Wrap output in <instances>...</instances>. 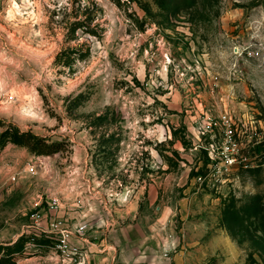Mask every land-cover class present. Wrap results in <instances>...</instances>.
Segmentation results:
<instances>
[{"label":"rangeland","instance_id":"rangeland-1","mask_svg":"<svg viewBox=\"0 0 264 264\" xmlns=\"http://www.w3.org/2000/svg\"><path fill=\"white\" fill-rule=\"evenodd\" d=\"M66 48L78 52L56 63ZM220 114L251 130L262 152L254 169L201 184L207 153L198 145ZM0 122V132L11 124L62 143L32 176L35 154L0 147V245L33 229L37 194L59 196L57 216L70 225L69 207L79 217L84 208L96 234L78 262L41 236L16 264H109L95 225L105 208L124 216L110 230L113 264H262L264 0H168L166 10L155 0H0ZM228 204L238 218L224 219Z\"/></svg>","mask_w":264,"mask_h":264},{"label":"built area","instance_id":"built-area-1","mask_svg":"<svg viewBox=\"0 0 264 264\" xmlns=\"http://www.w3.org/2000/svg\"><path fill=\"white\" fill-rule=\"evenodd\" d=\"M203 129L209 135L211 133V138L203 145H198L206 151L208 159L207 172L197 177L201 184L205 182L207 185L219 186L228 180V176L234 169L256 166L255 159L258 155L253 152V147L258 144V140H255L251 130H238L235 122L227 114H220L217 120L206 121ZM214 129H218L219 132L212 133L211 131ZM43 157L42 155H33L27 162L25 173L34 175L37 172L36 166L43 167ZM17 178L16 172L9 174L10 181H16ZM81 201V198L76 199L77 204H80ZM61 208L62 202L59 196L51 195L48 198H42L41 195H36L31 203L30 214L34 223L31 225L33 229L27 232L31 236L26 242L24 250L34 246L36 238L47 236L55 240L53 248L61 254L63 261L78 262L81 260L80 246L72 243L71 239L74 237L79 239L84 234L87 225L85 222L73 226L68 225L67 220L57 216ZM80 217L84 219L86 214L83 213ZM44 218H48L46 225H38ZM171 244L174 245V241ZM170 250L169 246L163 248L162 256L167 257Z\"/></svg>","mask_w":264,"mask_h":264},{"label":"trees","instance_id":"trees-1","mask_svg":"<svg viewBox=\"0 0 264 264\" xmlns=\"http://www.w3.org/2000/svg\"><path fill=\"white\" fill-rule=\"evenodd\" d=\"M155 3L161 10H166L168 8V0H155ZM78 52L76 48H66L62 50L56 56V63L62 62L65 65H68L69 62L64 59L65 57L68 59L71 54ZM2 122H0L1 124ZM8 142L19 146L25 147L27 150L35 155H51L60 151L62 143L57 140H50L48 138L39 136L34 134L30 130L21 131L18 127L7 124L4 126L3 130L0 132V147H4ZM254 153H260L259 144H256L253 147ZM208 159L206 158L205 163L207 165ZM254 169V168H253ZM232 205L228 204L223 209L224 219L227 215L234 213L235 217L238 218L239 211H236L234 208L232 209ZM228 230L230 234L235 237L236 233L233 227L228 226ZM31 235L29 233L22 234L11 244L0 245V264H16L15 256L22 253L24 250V246L28 241ZM47 237V236H44ZM41 238V237H39ZM39 238L36 240L39 241ZM251 264V263H247ZM253 264V263H252ZM262 264H264V258L262 260Z\"/></svg>","mask_w":264,"mask_h":264},{"label":"crops","instance_id":"crops-1","mask_svg":"<svg viewBox=\"0 0 264 264\" xmlns=\"http://www.w3.org/2000/svg\"><path fill=\"white\" fill-rule=\"evenodd\" d=\"M69 208H73V210H74L73 215L70 216L71 220H70V217H68L69 222L71 223L72 226L76 225V224H80L82 222H85L87 225L86 230L84 231V234L81 235V237L79 239L75 238L73 236L74 238L71 239V242L80 245V248L85 247L91 251L93 249V247H96V245L94 244V241L92 240L96 237V234H92V232H88V229L91 228L92 224H93L92 221L90 222L91 216L84 218V219L79 217V213L76 212V209H78L80 207L76 204H72V206ZM105 209H106L108 214L105 215L104 220L102 219L99 222H95V225H96V227L105 230L104 232H101V235L103 237L100 240L101 241L100 244L102 246H104L102 249L99 250L102 253V258L107 259V260L109 259V264H113V261L115 259V256L113 257V250L117 249V246L114 245V243L109 240L110 235H111L110 230H115V228L121 229L122 221L120 219H122L124 216L121 213L120 214L116 213L114 215H111L110 209L109 208H105ZM172 209L173 208H159V210L162 211V215H164L165 213H168V210L171 211ZM115 211H117V209ZM60 212H61V209L58 211L57 215H60ZM83 213H85L87 215L84 208H83ZM64 219L67 220L66 218H64ZM72 219H75V220L73 221ZM167 219H168V215L166 214L165 218H161L159 220L157 219V223L163 224ZM88 222L91 223V225H88ZM68 225H70V224H68ZM118 226H120V227H118ZM103 243H104V245H103ZM121 256L122 255H120L119 257H121ZM171 261L172 260H165L161 257H155L150 264H172Z\"/></svg>","mask_w":264,"mask_h":264}]
</instances>
